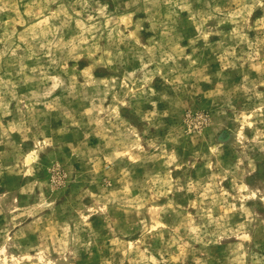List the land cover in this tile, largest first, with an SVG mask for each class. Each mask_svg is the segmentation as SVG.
Instances as JSON below:
<instances>
[{
  "label": "rangeland",
  "instance_id": "obj_1",
  "mask_svg": "<svg viewBox=\"0 0 264 264\" xmlns=\"http://www.w3.org/2000/svg\"><path fill=\"white\" fill-rule=\"evenodd\" d=\"M0 264H264V0H0Z\"/></svg>",
  "mask_w": 264,
  "mask_h": 264
}]
</instances>
